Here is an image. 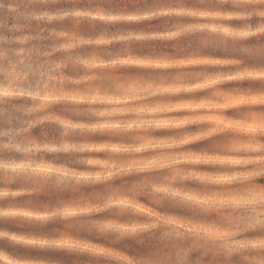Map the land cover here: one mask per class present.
<instances>
[{
  "label": "clouds",
  "instance_id": "9594fccd",
  "mask_svg": "<svg viewBox=\"0 0 264 264\" xmlns=\"http://www.w3.org/2000/svg\"><path fill=\"white\" fill-rule=\"evenodd\" d=\"M261 181L264 0H0V264H264Z\"/></svg>",
  "mask_w": 264,
  "mask_h": 264
},
{
  "label": "trees",
  "instance_id": "16d2710c",
  "mask_svg": "<svg viewBox=\"0 0 264 264\" xmlns=\"http://www.w3.org/2000/svg\"><path fill=\"white\" fill-rule=\"evenodd\" d=\"M36 133H39V129L36 130ZM264 182V181H261ZM12 227L13 231H28V230H34V229H17L14 226H10ZM51 227L54 226H49V229ZM133 250L135 251L136 249L133 247ZM16 251L18 254H22V255H29V256H33V257H39V258H43V259H48V260H52V261H56L57 264H87L88 261V257L86 256H75V255H70V254H66L63 252H39V251H35V250H24V249H16L13 250ZM141 251H146V249L141 250ZM194 259H195V255H194Z\"/></svg>",
  "mask_w": 264,
  "mask_h": 264
}]
</instances>
